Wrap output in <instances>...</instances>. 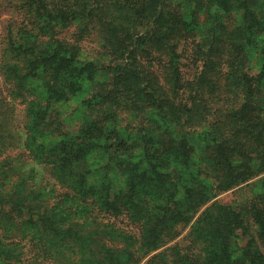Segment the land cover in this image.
I'll return each instance as SVG.
<instances>
[{
  "label": "rangeland",
  "instance_id": "obj_1",
  "mask_svg": "<svg viewBox=\"0 0 264 264\" xmlns=\"http://www.w3.org/2000/svg\"><path fill=\"white\" fill-rule=\"evenodd\" d=\"M219 1L170 0L174 26L178 29L173 39L177 47L175 59L160 53L155 45H149L147 52L145 49L139 53L134 50L125 54L124 59L116 58L108 53L99 25L96 22L87 24L78 18L52 23L35 21L39 41L49 44V56L53 45L63 46L66 50L65 55L48 59L51 57L32 51L20 58L13 55L11 38L23 28H33L34 18L29 12L36 6L31 0H0V193L11 191L13 182L23 180L35 185L36 190L38 188L49 207L60 201L64 194H69L70 198L64 203L65 207L76 210L75 221L80 224L89 219V215L90 218L98 216L95 220L99 223L98 230L110 227L115 230L105 236V242L124 257L126 250L133 251L139 264H146L152 255L177 242L180 247H185L190 241L186 235L195 229L198 217L211 202L242 203L244 199L262 194L264 172L247 177L237 187L212 193L216 192L218 175L224 184L227 179L223 169H212L211 163H215L211 157L206 159L210 164L206 163L210 150H206V143L211 139L203 136L202 126L220 125L225 132L237 129L238 123L242 131L251 129V124L248 125L251 119L246 117L247 103L257 108L258 111L252 110V114L258 115L259 121L264 123V53L260 54L263 38H251L245 59L232 58L234 53L226 51L225 41L229 33L235 31L240 18L228 7L229 1H225L227 9L221 7ZM217 8L221 27L216 46L218 54L225 51L226 54L220 59L217 52L208 51L212 60L209 65L206 61L208 47L204 43L205 40L208 42ZM30 44V40H24L25 46ZM66 46L68 48H64ZM235 60L239 64L234 73L229 64ZM131 62L144 79V83L138 85L139 94H144L143 85L148 78L157 82L178 107H193L194 101L198 102L205 121L194 123L183 117L184 130L174 127L172 133L161 140L160 135L166 129L162 122L154 120L145 109L137 107L133 97L123 96L112 84V68ZM202 72L209 78V85H197V76ZM242 72L249 78H244ZM175 83L177 87L173 89ZM195 91L202 94L204 100H196L190 95ZM126 94L131 93L126 91ZM44 124L51 133L41 134L40 128H44ZM260 130L262 133L253 140L257 143L264 141L261 136L264 128ZM142 137L144 140L141 141ZM157 137L161 141H156ZM107 138H112L109 141L115 146L109 148ZM240 138L244 140L243 134ZM145 141L148 143L143 146ZM212 146L209 142V148ZM167 150L169 153L165 154ZM121 151H127L129 158L120 157ZM184 151H189L193 160L186 163L180 157ZM261 159L264 161V154ZM78 174L80 176H76ZM57 176L64 178L65 183L70 178L76 180L79 187L57 184L53 178ZM192 190L203 192L205 196L201 198ZM108 193L116 195L131 211L130 215L108 212L109 208L103 207ZM163 197L170 200L166 206L171 212L174 210L175 214L184 216L170 217L171 214L166 213L164 229L159 232V238L166 243L142 258V244L153 239V233H146L156 224L152 215L164 214ZM193 197L195 201H192ZM208 197L210 200L204 203V198ZM193 204L198 206L194 208ZM78 229L80 227L76 225L74 230ZM85 229L81 226L82 231ZM33 231L35 229L32 234ZM116 231L123 236L119 237ZM7 234L0 229V238L15 243L8 252V261L11 264L32 263L27 248L30 243L25 237L19 242V237L8 238ZM246 240L247 237H243L241 245ZM194 245L197 249H193ZM194 245L184 250L179 248L178 252L188 253L191 258L197 254L194 264H202L206 244L198 239ZM166 253L167 260H178L174 251ZM238 255H231L232 262ZM48 263L51 264L49 260L45 264ZM107 264L115 263L108 261Z\"/></svg>",
  "mask_w": 264,
  "mask_h": 264
},
{
  "label": "trees",
  "instance_id": "obj_2",
  "mask_svg": "<svg viewBox=\"0 0 264 264\" xmlns=\"http://www.w3.org/2000/svg\"><path fill=\"white\" fill-rule=\"evenodd\" d=\"M31 1L36 6L29 12L31 17L34 18L33 28H23L12 36V53L14 56L20 58V55H26L28 51H32V53L39 52L45 55L44 57H51L48 59H57L59 55H65L66 50L60 45L51 46V55H48L49 44L44 45L39 41L38 35L40 33L37 28L38 24L35 21L43 20L45 22L46 20L52 23L65 21L68 18H78L87 24H95L96 22L99 25L108 53L116 56V58L124 59L125 54L129 55L134 50L139 53L145 49L144 51L147 52L149 45H155L160 53H166L175 59V49L177 47L173 43V39L178 34V29L174 26L175 16H173V9L169 5L170 0ZM225 1H229L228 7L234 9L240 18L235 31L229 33L226 37V51L229 53L231 50L234 53L232 58L245 59L246 48L250 44L251 38L262 37L260 54L264 53V0H221L219 2L224 9H227ZM218 12V8L215 9L214 23L210 27L207 36L208 42L205 40L204 43L208 47L206 61H209V65L212 60L208 55V51L217 52L218 54L216 42L221 27V17H218ZM24 40H30L31 44L25 46ZM40 46H43V48ZM44 46L46 47L44 48ZM64 48H68V46ZM226 51L218 54V57L223 59ZM235 53L238 54L235 55ZM131 58L132 60L135 59L134 56ZM238 64L237 60L229 64L234 73ZM112 70L114 72L111 79L116 90L122 93L123 96L133 97L132 101L139 105L137 107L145 109L153 116L154 120L162 122L163 126L166 127L160 135L161 140L163 136L171 134V129L174 127L180 131L184 130L182 127L183 117H186L185 121L193 120L194 123L205 121V116L203 117L198 102L194 101L193 107L186 105L178 107L164 93L157 82H153L148 78L143 85L144 94H139L138 85L144 83V79L134 62L127 66L117 64ZM242 74L244 78H249L245 72H242ZM197 78L198 86H201L202 83L210 84L209 78L204 75V72L200 73ZM240 81L243 82L242 79ZM176 87L177 83L174 84L173 89H176ZM126 91L131 94H126ZM190 95L196 100H204L202 94H198L197 91ZM251 104L247 103L245 108L246 117L251 119L248 124H251V129H247V131H242L238 123L237 129L234 131L229 129L225 132L220 125L202 126L205 130L203 136L211 139L206 143V150H210L207 152L205 160L211 157V161L215 163H211L212 169L215 171L223 169L227 179L224 184L220 178L221 175H218V181H215L218 186L215 188L216 192L212 193L216 194L237 187L247 177H254L258 173L264 172V161L261 159L264 154V141L259 143L253 141L259 133H262L260 129L264 128V123L259 121L258 115L252 114V110L256 112L258 110ZM238 121L240 120L238 119ZM92 125L97 126L96 122H92ZM112 130L117 132L115 128ZM40 131L41 134L51 133L46 126L41 127ZM230 133L233 136H230ZM241 134H243L244 140L240 138ZM261 136L264 138V134ZM182 138L185 140L184 136ZM110 139L112 138H107L105 141H108V147L112 148L115 145L109 141ZM142 140H144V137L141 138ZM161 140L158 137L156 138V141ZM209 142H212V148H209ZM147 143L145 141L142 145L144 146ZM138 151L141 152V148ZM168 153L167 150L165 154ZM140 154L138 153V155ZM119 155L120 157L129 158L127 151H121ZM180 157L186 163L193 160L189 151L181 152ZM206 163L210 164L207 160ZM51 164L54 168V163L51 162ZM76 176H80V174ZM53 178L57 184L59 183L65 187L73 185L79 187L78 182L71 178L66 180V183L62 177ZM260 180L262 182L264 179ZM262 188H264V184ZM192 191L193 193H199L196 190ZM215 194L210 195L215 196ZM204 196L203 192L199 193V197L203 198ZM0 197V207L2 208L0 211V229L4 233H9L7 234L8 238L19 237V242H22V237H25L26 242L30 243L29 246L28 243L24 242L28 245L27 248L30 251L29 256L32 260L30 264H45L48 260L51 264H107L108 261H113L115 264H139V261L135 260L133 251L126 250V257H124V254L113 250L105 242V236L115 230L111 227L98 230L99 223L95 221L98 216L93 215L90 218L89 215V219H85L80 224L75 221L76 210L65 207L66 202L64 203L65 200L70 198L69 194H64L60 201L49 207L45 204L46 198L41 196L38 188L36 190L35 185H29L28 182L22 180L13 182L11 191L7 190L5 192V190H2ZM209 200L208 197V199L204 198L203 201L206 203ZM192 201H195L194 197ZM168 203H170V200L163 197L162 211L164 214L160 212V216L156 213L152 215L156 224L148 228L146 233H153V239L142 244L143 248H140L142 258L149 256L151 252L156 251L166 243L159 238V232L164 229L162 224L167 219L163 216L166 213L171 214L170 217L184 216V214H175L174 210L171 212V208L166 206ZM104 204L106 206L103 207H108V212L112 211L113 215L122 213L130 215L131 213L116 195L111 196L108 193ZM192 206L195 208L198 204ZM133 217L135 216L133 215ZM65 224H68V226L66 227ZM76 225H79L80 229L74 230ZM81 226L86 229L82 231ZM32 229H35L33 234L31 233ZM116 232L119 237L123 236L120 232ZM34 236L36 237L34 238ZM243 237H247V240L246 243L241 245L240 240ZM186 238H189L190 241L185 247H180V243L177 242L167 250L152 255L146 264H194V258L197 257V254L191 258L188 253L180 254L178 251H180L179 248L181 250L190 248V245L193 246L198 239L206 244L203 248L206 250V257H204L202 264H264V192L244 199L242 203L221 204L217 201L211 202L198 217L195 229L189 230ZM13 245H15L14 242H6L0 238V255H2L0 264H11L7 257H10L8 252L12 250L11 246ZM195 248L194 245L193 249ZM166 251H174L178 260H167ZM237 253H239L237 260L232 262L231 255L236 256Z\"/></svg>",
  "mask_w": 264,
  "mask_h": 264
}]
</instances>
